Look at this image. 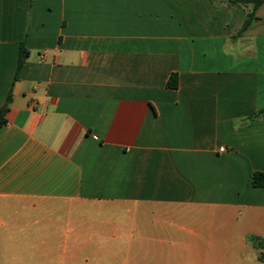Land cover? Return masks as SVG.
Instances as JSON below:
<instances>
[{
  "label": "crops",
  "instance_id": "1",
  "mask_svg": "<svg viewBox=\"0 0 264 264\" xmlns=\"http://www.w3.org/2000/svg\"><path fill=\"white\" fill-rule=\"evenodd\" d=\"M252 10L0 0V264H264V5L242 31Z\"/></svg>",
  "mask_w": 264,
  "mask_h": 264
},
{
  "label": "trees",
  "instance_id": "2",
  "mask_svg": "<svg viewBox=\"0 0 264 264\" xmlns=\"http://www.w3.org/2000/svg\"><path fill=\"white\" fill-rule=\"evenodd\" d=\"M232 4L234 5H239V6H251L252 7V12L248 14L244 26L242 28V31H245L254 20H258L256 18L255 12L257 11L258 8H260L262 5H264V0H229ZM29 57V51L26 48L25 40L21 43L20 47V53H19V60H18V66L15 74L14 81H17L19 79L20 72L26 63V60ZM168 88H177L178 86V75L177 74H172L168 84ZM12 102V89L10 90L7 98H6V103L5 106L0 110V128L6 123L5 116L8 113L10 109V105ZM264 112V111H263ZM263 112H259L256 116L253 118L256 119L258 115H261ZM252 186L254 188H264V172H256L252 176ZM252 241L254 243V246L258 248V250H263L264 249V239L262 238H252ZM264 256V253L260 254L259 259L260 261L263 259L262 257Z\"/></svg>",
  "mask_w": 264,
  "mask_h": 264
},
{
  "label": "built area",
  "instance_id": "3",
  "mask_svg": "<svg viewBox=\"0 0 264 264\" xmlns=\"http://www.w3.org/2000/svg\"><path fill=\"white\" fill-rule=\"evenodd\" d=\"M220 151H221V152H224V151H225V148H221Z\"/></svg>",
  "mask_w": 264,
  "mask_h": 264
}]
</instances>
